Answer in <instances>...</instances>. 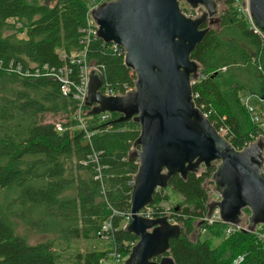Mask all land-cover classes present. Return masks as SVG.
<instances>
[{
  "label": "trees",
  "instance_id": "obj_1",
  "mask_svg": "<svg viewBox=\"0 0 264 264\" xmlns=\"http://www.w3.org/2000/svg\"><path fill=\"white\" fill-rule=\"evenodd\" d=\"M87 17L84 0H56L52 6L0 0V264H111L114 252L126 257L137 241L125 220L137 170L128 153L138 123L110 113L104 120L89 115L82 127L74 118L85 63L101 73L103 92L123 95L135 81L119 47L87 34ZM215 24L191 53L200 66L193 101L240 150L264 137L239 97L245 91L264 109V37L236 0H226ZM47 115L60 119L47 121ZM213 171L214 165L185 180L175 175L154 192L142 215H166L163 203L169 206V218L183 227L169 242L176 264H264V244L254 232L226 235V223L204 220ZM11 218L61 238L29 244L15 233ZM197 226L218 244L193 241ZM75 241L86 246L78 249Z\"/></svg>",
  "mask_w": 264,
  "mask_h": 264
},
{
  "label": "water",
  "instance_id": "obj_2",
  "mask_svg": "<svg viewBox=\"0 0 264 264\" xmlns=\"http://www.w3.org/2000/svg\"><path fill=\"white\" fill-rule=\"evenodd\" d=\"M200 13L186 16L179 2ZM249 21L264 37V0H246ZM215 0H107L90 11L95 36L123 50V62L135 75L134 88L123 95H105L102 75L88 73L84 114L116 113L140 127L128 160L137 162L130 194V218L125 229L137 237L123 264H176L170 240L182 225L167 215L145 217L140 212L156 190L172 177L214 165L211 176L218 199L207 204L205 219L238 225L249 210L246 231L264 225V137L234 149L199 109L191 85L199 64L195 47L216 23ZM158 258V259H156Z\"/></svg>",
  "mask_w": 264,
  "mask_h": 264
},
{
  "label": "rangeland",
  "instance_id": "obj_3",
  "mask_svg": "<svg viewBox=\"0 0 264 264\" xmlns=\"http://www.w3.org/2000/svg\"><path fill=\"white\" fill-rule=\"evenodd\" d=\"M39 1L41 3H46L49 6L54 5L55 2H56V0H39ZM84 1L87 3L88 7H90V8H92V7L94 8L96 5H98L97 3H99V0H84ZM215 1L217 3V15H216V17L218 19L222 9L225 7L226 0H215ZM237 3L239 4V8H240L241 14L246 15V17L248 18V14L246 12V0H238ZM179 7H180L181 11L186 16L197 17V16L200 15V13H196V11H197L196 9L190 8L189 5L186 2H184V1H180L179 2ZM248 20H249V18H248ZM14 23H15L14 20H9V24L14 26ZM215 25L216 24H213L214 27H216ZM20 26H21V24H19V23L16 24L17 28H20ZM12 30H14V28L10 29V30H7L6 32H10ZM23 34L24 33H20L19 32V36H23ZM78 56L83 58L82 53H79ZM84 66H85V70L87 71V75H88L90 69H92L93 67H91L87 63H85ZM239 97H240L241 102L243 103V105H245V107L247 108V110L249 112L253 113L252 109H253V111H257V112L260 111V109H261L260 105H261L262 101H259L257 99L255 100L254 98L249 96V93H247L245 91H240L239 92ZM249 107H251L252 109L249 108ZM86 110H89V108L86 107L83 104V108L80 109V120H79V123L82 126H85L86 121L88 119L87 116H89L88 114H84L83 113V111H86ZM105 113H107V112H105ZM108 116H109V114H108ZM59 119H60V116L52 117L51 115H47L45 117V120H47V121L59 120ZM259 125L264 128V121H263V124L259 123ZM220 133L223 134L222 131H220ZM212 189H213V186L211 185V190ZM215 199H218V194L216 192H214V190H213V192H211L210 200H215ZM163 206L167 209L166 210L167 211L166 215L168 217V220L170 222L174 223L173 220H171L169 218L170 215H171L170 211L168 210L169 206L166 203H163ZM248 216L249 215L244 212L242 214V221L239 224L245 226L247 224ZM130 220H131V218L128 220V222ZM206 220L208 221V219H206ZM11 221L13 223L15 233L17 235L21 236V237H24L26 239L27 243H29V244H34V243H38V242H42V241H53V240L61 238V235L58 232H56V231H43V230H38V229L36 230V229H33V228L25 226L20 220L15 219V218H11ZM125 222L128 223L127 220H125ZM190 236H191V239L193 241L198 240V239H200V240H210L212 246H216L218 244V242H219V239H217L216 236H214L213 234L208 233L207 231H203L198 226L195 228V230L193 231V233ZM73 245H74V247H76L78 249L79 248L82 249V247H84V245L86 246V242L75 241L73 243ZM126 257H124V260L126 259ZM111 259H109V261Z\"/></svg>",
  "mask_w": 264,
  "mask_h": 264
},
{
  "label": "built area",
  "instance_id": "obj_4",
  "mask_svg": "<svg viewBox=\"0 0 264 264\" xmlns=\"http://www.w3.org/2000/svg\"><path fill=\"white\" fill-rule=\"evenodd\" d=\"M104 1H107V0H99V3L104 2ZM236 1H238V0H236ZM99 3H97V4H99ZM92 8L88 7V15H89V17H87V22H88L87 34H94L95 35V25L92 22L91 17H90V11H91ZM246 12H247V9H246ZM113 46L115 48L116 47L118 48L117 45L113 44ZM121 51H123V50L121 49ZM80 76H81L80 85L78 86L77 93L75 94L76 99L79 100V108L77 109L76 113L74 114V118L77 119L78 122L80 120V109H81V106L84 104V98H85L86 92H87V88L86 87H87V82H88V75H87V71L85 70V66L83 67L82 73H81ZM62 90L65 93L69 91V89L66 86V84H64L62 86ZM102 93L105 94V95H113V94L109 93L108 91H104V92L102 91ZM249 108H251V107H249ZM252 112L254 114V118L258 122H260V124H263V121H264V109H260V111H258V112H255L252 109ZM108 114L109 113H102L101 114L102 115L101 119L102 120L106 119ZM59 129L60 128L58 127V130ZM140 214L142 215L141 212H140ZM145 217H149V216H145ZM129 219H130V215L128 214V216L126 217L127 222H128ZM213 220H219V219L215 215L210 220H208V222L210 223ZM106 227H107V224L103 227V229H106ZM245 228L246 227L244 225H240V224H238V225L228 224L227 227L225 228V234L229 235V234H231L234 231L242 230V229H245ZM253 232L256 234V237L258 238V240L261 241L264 244V225H258ZM240 259L241 258L239 257L237 259V261L240 260ZM123 261H124V257L123 256H121L120 254L115 253V252L113 253L111 264H123Z\"/></svg>",
  "mask_w": 264,
  "mask_h": 264
}]
</instances>
